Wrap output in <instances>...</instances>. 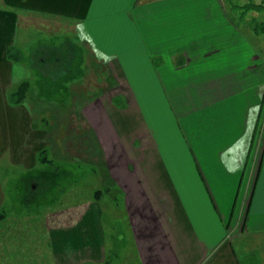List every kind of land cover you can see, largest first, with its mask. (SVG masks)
I'll return each mask as SVG.
<instances>
[{
    "label": "crops",
    "instance_id": "obj_1",
    "mask_svg": "<svg viewBox=\"0 0 264 264\" xmlns=\"http://www.w3.org/2000/svg\"><path fill=\"white\" fill-rule=\"evenodd\" d=\"M251 3L0 0V210L6 191L18 193L3 188L8 170L25 175L46 148L36 121L58 117L57 98L40 93L37 66L11 61L6 50L21 24L59 20L109 70L112 93L87 96L79 116L123 196L140 264H264V35L256 25L264 20L253 23L258 47L233 14ZM24 81L25 99H11ZM118 95L124 107L113 103ZM90 205L76 224L49 230L54 264L104 261L102 211Z\"/></svg>",
    "mask_w": 264,
    "mask_h": 264
},
{
    "label": "rangeland",
    "instance_id": "obj_2",
    "mask_svg": "<svg viewBox=\"0 0 264 264\" xmlns=\"http://www.w3.org/2000/svg\"><path fill=\"white\" fill-rule=\"evenodd\" d=\"M232 2L236 5H243L250 2L264 3V0H232ZM243 9L234 8L233 14L236 22L260 47L255 41L253 32L256 25L253 23L264 20L263 11L259 13ZM242 10L245 14L243 15L244 19L239 16ZM43 22L47 23V20H43ZM37 25L39 24H34L27 29L22 24L19 26L18 36L13 46L19 50L22 60L33 62V55L38 56L37 50L46 52L55 47L59 49L63 45L61 44L63 41L78 43L82 47L79 35L76 32L73 33L72 30L69 32V26L59 20L49 22L47 27L45 24H40V27ZM60 27L62 30L59 29ZM260 44L262 47L260 49L264 54V44L261 42ZM45 46H50V49ZM86 50L82 49L81 51L82 65H85L84 61L86 63L83 68H80L83 73L78 71L81 75L83 74L82 79L76 80L72 89L70 85L68 86L73 96L70 93L61 96L64 100L57 108V118L47 114L42 117L43 122L38 119L35 123L46 131L42 134L44 135L41 143L42 148H48L49 157L64 167L65 164H70L74 168L75 180L64 179L62 183L66 192L60 194L59 191L57 195L61 196L54 197L55 205H46L37 213L35 209L23 208V205H20L17 199V196H21L19 192L10 194L6 191L4 209L7 215L0 220V264H54L49 230L67 223L74 222L76 224L82 218L80 211L82 212L90 203L92 204L90 206L100 207L102 211L100 221L104 234L106 257L105 261L101 263L84 262L82 264H140L130 238L129 224L122 203L113 199L111 192L103 193L100 202H95L93 199L94 191H102L110 182L104 169L102 151L95 147L91 140L85 144L84 141L78 139L84 129L88 127L79 116V109L83 105L82 102L85 103L84 100L87 96L91 97L97 93H106L109 96L112 93L109 92L112 83L108 76L110 75L108 68L105 69L107 73L103 71V68H98L97 62L91 56L92 52L88 48ZM13 54L16 55L17 51H13ZM78 62L81 64V58L75 57L74 61L72 60L71 66L74 70L78 68V66L76 68ZM28 95L29 103L31 101L29 107L35 109L36 105H33V101L30 100L31 96H34L33 92ZM81 95H85V97L81 98ZM117 100L120 103L124 102L121 95L116 96V100L113 101L115 105H119ZM79 104L80 107L77 110ZM8 173L9 179L2 180L3 188L13 192L15 187L12 186L21 185L22 173L13 167L8 170ZM114 196L117 194L115 193ZM118 196H121L120 193ZM115 240L118 241V244L120 243L117 247H115Z\"/></svg>",
    "mask_w": 264,
    "mask_h": 264
},
{
    "label": "trees",
    "instance_id": "obj_3",
    "mask_svg": "<svg viewBox=\"0 0 264 264\" xmlns=\"http://www.w3.org/2000/svg\"><path fill=\"white\" fill-rule=\"evenodd\" d=\"M244 7L246 8L245 11L250 9L264 11V3H251ZM256 25L258 27L257 32L264 35V22H260ZM49 47L50 46H47V48ZM13 51H17V54H13ZM18 51L19 50H17L15 46L8 47L6 50L7 58L14 62L21 61L22 55ZM81 51L82 47L78 43L72 42L71 44H68V47L61 46L59 49L55 47L54 49L47 50L46 52L37 50L38 56L33 55L34 58L31 64L32 66H37L38 69L36 75H38L40 81V93H42L45 97H56L58 106L64 100L61 98V96L70 93L68 84L82 79L83 74L81 75V73H78V71L83 73L82 69L80 68L84 67V65L82 66L83 60L81 57ZM75 57H78L79 59L81 58V64L79 62L76 63V68L77 66L78 68L74 70L71 64ZM68 63L70 64L67 65ZM29 88V82L24 81L20 83L12 93L11 99L16 98L17 102H21L23 99H25ZM114 100H116V97ZM117 101L119 102V100ZM116 106L121 108L124 107V104L119 102V105L116 104ZM79 107L80 104L76 109L78 110ZM78 139L84 141L85 144H88V142L91 140L93 145L98 147L101 151L96 136L91 128L86 127ZM48 153V148L40 150L37 153V167L25 172V175H23L21 178L22 180L20 179L21 185L17 187V190L21 196H17V199L20 205H23V208L37 210L39 206L53 205L56 200L54 195L58 193L60 191L59 188L62 187L66 169L64 165L51 159ZM105 192L113 193V199L122 203L123 196H114L116 192L120 193V190L114 189L112 183L111 185H106L102 191H94L93 199L97 202L100 201L102 194ZM6 215V211L1 209L0 220L4 219ZM118 245H120V243L118 244V241L115 240V247ZM109 257L111 256L109 255ZM113 257L115 258V254Z\"/></svg>",
    "mask_w": 264,
    "mask_h": 264
}]
</instances>
